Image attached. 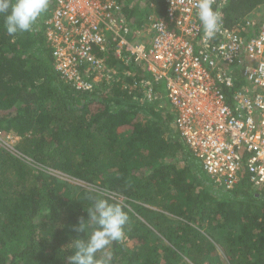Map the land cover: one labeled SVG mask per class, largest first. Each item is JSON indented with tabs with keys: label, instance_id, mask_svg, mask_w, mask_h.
I'll return each instance as SVG.
<instances>
[{
	"label": "trees",
	"instance_id": "obj_1",
	"mask_svg": "<svg viewBox=\"0 0 264 264\" xmlns=\"http://www.w3.org/2000/svg\"><path fill=\"white\" fill-rule=\"evenodd\" d=\"M54 2L35 31L15 37L0 14V139L17 137L15 153L0 144V264H68L69 245L87 239L73 228L89 218L92 189L106 190L130 218L112 264H264V191L245 174L232 190L214 185L173 129L164 85H154L160 99L143 98L140 82L150 75L141 67L109 59L120 80L74 91L54 70L43 31ZM146 2L164 15L163 0ZM262 6L229 0L225 24ZM136 11L123 6L138 30Z\"/></svg>",
	"mask_w": 264,
	"mask_h": 264
},
{
	"label": "built area",
	"instance_id": "obj_2",
	"mask_svg": "<svg viewBox=\"0 0 264 264\" xmlns=\"http://www.w3.org/2000/svg\"><path fill=\"white\" fill-rule=\"evenodd\" d=\"M228 1L213 6L223 27L211 40L195 0H163L162 17L146 2L144 38L120 0H55L43 31L54 70L74 91L120 80L109 59L141 67L150 75L140 82L143 98L160 99L154 85L164 84L173 128L214 185L232 190L245 174L253 190L264 191V8L227 26Z\"/></svg>",
	"mask_w": 264,
	"mask_h": 264
},
{
	"label": "clouds",
	"instance_id": "obj_3",
	"mask_svg": "<svg viewBox=\"0 0 264 264\" xmlns=\"http://www.w3.org/2000/svg\"><path fill=\"white\" fill-rule=\"evenodd\" d=\"M50 4L51 0H0V14L5 17L7 34L15 37L18 33L35 31ZM215 4L216 0H195L206 40L214 39L223 27V13L214 9ZM106 197V190L101 189H92L87 196L92 201L87 209L89 218L80 217L78 226L73 228L77 233H87V239H75L69 245L75 249V254L67 258L68 264H112V245L127 240L125 229L130 218L123 205L109 203Z\"/></svg>",
	"mask_w": 264,
	"mask_h": 264
},
{
	"label": "rangeland",
	"instance_id": "obj_4",
	"mask_svg": "<svg viewBox=\"0 0 264 264\" xmlns=\"http://www.w3.org/2000/svg\"><path fill=\"white\" fill-rule=\"evenodd\" d=\"M126 5H128V7H130V8H132L133 6L136 5L137 6V11L136 12L138 13L139 11L142 10L143 16L145 18V13H146V10H147L146 0H124L123 1V6H126ZM137 13H135V14L138 15ZM144 18H143V22L141 24V27L138 29L139 30V33L141 35V38H144L145 37V32H144L145 31V28L142 27L143 25L145 26V20H144ZM139 40H147V39H139ZM15 143H16V140L11 135L7 136L4 139H0V144L3 147H5V148H11V147H13V145ZM27 162H30V161L27 160ZM49 173L52 174V175H54V176H56L58 179H60L62 181H65V182H68L70 184L77 185V186H82V187H85V188H91L89 185H87L85 183H82V182H79V181H76L74 179H70L69 177H67L65 175H62L59 172L49 171Z\"/></svg>",
	"mask_w": 264,
	"mask_h": 264
},
{
	"label": "crops",
	"instance_id": "obj_5",
	"mask_svg": "<svg viewBox=\"0 0 264 264\" xmlns=\"http://www.w3.org/2000/svg\"><path fill=\"white\" fill-rule=\"evenodd\" d=\"M262 8H264V7L262 6V7L257 8V9L251 14L252 17H257V15H258V13H259L258 9L260 10V9H262Z\"/></svg>",
	"mask_w": 264,
	"mask_h": 264
}]
</instances>
